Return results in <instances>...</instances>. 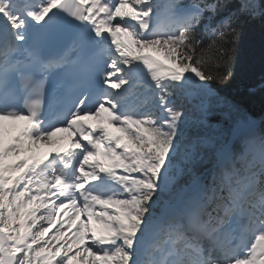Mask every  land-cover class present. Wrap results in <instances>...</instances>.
I'll use <instances>...</instances> for the list:
<instances>
[{"label":"snow or ice","instance_id":"6c2138e0","mask_svg":"<svg viewBox=\"0 0 264 264\" xmlns=\"http://www.w3.org/2000/svg\"><path fill=\"white\" fill-rule=\"evenodd\" d=\"M240 17L264 0H0V264H264V134L205 183L172 100L231 78ZM56 72L77 83L46 105Z\"/></svg>","mask_w":264,"mask_h":264},{"label":"trees","instance_id":"16d2710c","mask_svg":"<svg viewBox=\"0 0 264 264\" xmlns=\"http://www.w3.org/2000/svg\"><path fill=\"white\" fill-rule=\"evenodd\" d=\"M222 15V14H221ZM217 18H214L215 22ZM240 35L230 45L231 60L228 65L232 75L226 83L212 82L209 87L212 94L205 95L200 89L192 86V90L177 92L172 97L177 107L183 108L184 122L181 132L185 143L196 142L197 151L202 160L192 166L196 177L206 181L208 169L212 166L214 153L221 141L230 131L250 118L258 120V127L264 132V20H251L240 17ZM204 35L205 43H209V34ZM224 66L219 69L222 71ZM207 111L202 115L201 109ZM204 123H200L201 120ZM185 174L179 177L170 195L164 200L173 198L180 187L191 184L192 176Z\"/></svg>","mask_w":264,"mask_h":264},{"label":"rangeland","instance_id":"374dc122","mask_svg":"<svg viewBox=\"0 0 264 264\" xmlns=\"http://www.w3.org/2000/svg\"><path fill=\"white\" fill-rule=\"evenodd\" d=\"M164 3L163 4H161L160 5V14H161V18L163 19V16H164V12H165V5L169 2V0H164L163 1ZM188 4H190V3H187V4H182V5H188ZM68 134V133H67ZM59 138H61V132H57L55 135H54V137H53V139H54V142H55V140H57V139H59ZM21 155H24V153H21ZM65 219H66V217H65Z\"/></svg>","mask_w":264,"mask_h":264},{"label":"bare ground","instance_id":"6f19581e","mask_svg":"<svg viewBox=\"0 0 264 264\" xmlns=\"http://www.w3.org/2000/svg\"><path fill=\"white\" fill-rule=\"evenodd\" d=\"M67 137H68V134L66 132H61V138H64V139L59 138V139L55 140L54 145L66 143ZM53 141H54V139H53Z\"/></svg>","mask_w":264,"mask_h":264}]
</instances>
